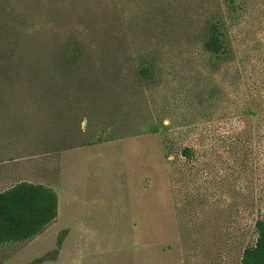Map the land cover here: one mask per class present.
<instances>
[{"label":"rangeland","instance_id":"rangeland-1","mask_svg":"<svg viewBox=\"0 0 264 264\" xmlns=\"http://www.w3.org/2000/svg\"><path fill=\"white\" fill-rule=\"evenodd\" d=\"M19 183L57 215L0 264H239L264 220V0H0V192Z\"/></svg>","mask_w":264,"mask_h":264},{"label":"trees","instance_id":"trees-1","mask_svg":"<svg viewBox=\"0 0 264 264\" xmlns=\"http://www.w3.org/2000/svg\"><path fill=\"white\" fill-rule=\"evenodd\" d=\"M222 31L219 23H211L207 30L203 49L207 54L219 55L224 50ZM139 75L150 77L148 67H140ZM189 157V149H183ZM57 196L47 187L32 183H19L11 189L0 192V248L6 244L30 239L55 219ZM255 237L240 256L239 264H264V220L254 223ZM62 239L57 240L61 244ZM42 260H39L41 262Z\"/></svg>","mask_w":264,"mask_h":264}]
</instances>
